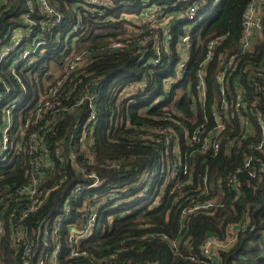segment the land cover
I'll list each match as a JSON object with an SVG mask.
<instances>
[{
  "label": "trees",
  "instance_id": "trees-1",
  "mask_svg": "<svg viewBox=\"0 0 264 264\" xmlns=\"http://www.w3.org/2000/svg\"><path fill=\"white\" fill-rule=\"evenodd\" d=\"M28 1L35 11L32 0ZM111 1L115 5L114 17L121 12L138 13L145 6L143 4L167 5V13L171 14L176 9L184 8L176 0ZM251 1L218 0L213 7V0H207L204 17L191 29L192 46L180 83L172 86L164 103L153 107L150 105L152 94H158L162 85L157 78L162 71H170L172 66L165 68L164 61L163 66L152 68L149 74L129 50L103 52V45L124 39L126 32L123 22L91 24L84 33L77 35L74 48L69 47L60 31L70 20H74V14L68 8L73 0H49L63 15L65 23L59 29L61 37L58 41L53 37L47 40L49 45L45 55L30 68L17 71L23 80L26 96L12 113L14 129L25 128L26 137L40 130L49 152L48 158L55 163L54 171L49 174V181L42 190L57 185L63 173L68 177L64 185L50 192L46 203L24 223L29 232L41 220L47 224V243L43 244L39 239L36 241L40 244L39 253L58 246L59 264H100L114 253H117L115 260L101 264H142L147 260L154 264H209L199 250L203 241L209 235L224 239L228 225L245 223L235 243L229 249L219 251L217 264H264V172L259 173L261 165H264V148L261 151L253 148L260 140L257 118L253 112H259L264 120V104L256 105L254 111L244 110L254 130L249 138L242 137L243 129L232 105L235 84L244 86L248 106L253 95L264 96V78L254 79L249 69L259 66L264 41L255 45L253 52L239 54L242 14ZM27 6L25 0H6V6L0 10V42L10 29L24 28L21 16L27 13ZM262 23L264 27V14ZM186 24L179 21L172 27L170 65L177 59L176 41L183 36V26ZM213 38L224 40L206 67L204 102L199 105L193 99L196 95L195 74L204 59L207 42ZM64 46L68 49L63 53L61 48ZM221 51L238 55L241 66L225 76L224 95L220 88L223 83L218 82L217 54ZM87 52L93 54L91 62L72 72L57 88V100L45 99L50 108L44 106L45 102L39 104V96L49 89H45L43 80L52 84L50 89L55 86L52 74L48 73L50 67L54 66L62 79L67 74L63 69L65 63ZM143 75L148 86L144 91L135 89L131 92L142 82ZM3 80L12 95L19 93V86L11 75L4 74ZM94 86L96 89L92 100L86 99ZM0 92H4L1 84ZM224 99L228 103L226 111L221 109L225 104ZM91 105L96 123L88 131V139L85 140L87 146H83L80 127L88 120ZM38 109L41 110L39 118L36 113ZM213 113L221 117L223 125L215 137L218 150L195 153L193 151L197 145L185 147L183 129L192 133L207 121L206 131H212L215 127ZM155 130H160L159 134ZM168 130L173 131L174 137L172 135L167 142L165 137L170 134ZM62 139L65 140L62 142ZM174 143L179 146L182 159L189 162L190 182H183L187 177H182L180 181L178 177H170L171 163L176 161L172 153ZM70 156L76 159L77 172L70 165ZM246 158L251 159V171L255 172V176H251L248 170L238 172ZM26 170L27 157L20 158L8 168L0 165V199L6 195L2 190L4 186L13 190L27 183ZM84 173H93L100 184L71 204L70 222L78 226L82 222L78 211L82 209L84 200H87L88 206H97V217L90 237L78 244L79 251H84L86 255L71 259L68 256L69 235L65 223L52 237L51 222L74 187L93 183L90 179L82 178ZM234 175L239 185L238 194L231 181ZM182 193L184 197L175 201L174 198ZM191 197L195 201L217 199V204L209 209L211 214L199 212L190 215L182 233L180 214L190 204ZM1 217L5 231L0 237V264H21L23 252L9 230L7 212ZM144 225L149 227L145 228ZM148 233L165 236L167 240H143ZM174 240H179L177 250L169 244ZM118 250L121 252H116Z\"/></svg>",
  "mask_w": 264,
  "mask_h": 264
},
{
  "label": "built area",
  "instance_id": "built-area-1",
  "mask_svg": "<svg viewBox=\"0 0 264 264\" xmlns=\"http://www.w3.org/2000/svg\"><path fill=\"white\" fill-rule=\"evenodd\" d=\"M27 2V13L21 16V20L24 24L23 29H10L3 41L0 42V84L3 85L4 92H0V165L2 167H11L16 161H19L22 157L28 158V170L25 171L26 184L15 187L13 190L7 186L3 187L4 195L0 199V237L4 234V219L1 214L7 212L10 221V231L13 234L14 241L18 242L21 246L23 255L21 257V264H59L60 259L58 253L60 252L57 246L54 250H48L46 252L39 253L36 242L38 239L43 244L48 241V234L46 223L41 220L35 228H32L30 232L26 229L24 223L28 218L33 215L42 204L46 203L50 192L68 180L66 173L59 179L58 184L49 190H42L43 185L49 181V174L54 171L55 163L52 162L49 157V152L46 149L44 137L38 132L31 133L28 137L25 134V128L14 129L13 110L17 107V104L21 102L26 96V90L23 85L22 78L18 75L17 71L22 72L27 68H30L35 62L40 60V57L45 55L48 49V41L53 37L56 41L60 39V34L64 37L65 43L74 48L75 39L78 34L84 33V31L91 24L101 25L109 22L112 23H124V29L126 36L123 40H112L109 44L103 45L101 48L103 52H119L129 50L132 56L137 57V62H141V67L147 68L148 73L152 68L161 67L165 68L172 66L170 71H162L157 81H161L160 92L152 94L153 98L150 105L159 106L164 103L166 98L171 93L173 85L180 83L183 72L186 69L189 53L191 50L190 33L193 26L197 21H200L204 17V8L207 6V0H176L177 4L184 6L182 9H176L174 13H167L168 6L158 4H143V8L138 13L128 14L121 12L118 16L113 15V9L115 5L111 0H73L69 5V10L74 14V20H70L69 24L63 29L59 30L65 23L63 21V15L50 4L49 0H32L34 3L35 11L31 8L30 1ZM218 0H213V3L217 4ZM213 4V7L216 5ZM6 6V0H0V10ZM205 6V7H204ZM202 10V11H200ZM199 13V14H198ZM264 14V0H252L244 9L241 19V36L239 39V54L251 53L254 51V46L264 41V27L262 18ZM187 22L183 26V36L176 41V55L177 59L171 65V48L170 43L172 40L171 32L172 27L176 22ZM60 31V34H59ZM223 38L209 39L206 45V52L202 63L199 66V71L195 74V91L196 95L193 99L201 105L204 102L205 96V72L208 62L215 57L216 48L221 45ZM71 41V45L69 42ZM68 49L67 46L61 48L64 53ZM93 54L87 52L85 54L76 55L73 59L67 61L64 65V72L66 76L61 79L55 78V86L50 89V83L43 80V84L46 85L45 89L49 87L45 94L39 96V104L42 102L44 106L50 108V104L46 101V98L57 100L56 93L57 88L65 82L69 75L75 70L82 69L86 64H89L90 57ZM238 55H233L228 52L221 51L217 54L218 60V82L222 84L226 75H230L240 68V64L237 58ZM248 68L245 69V71ZM251 75L254 79L264 78V51L259 66L255 68H249ZM4 74L11 75L16 84L19 86V93L12 95L8 89H6L5 82L3 80ZM60 75V74H59ZM146 77L143 75V80L140 84L134 87L138 91H144L148 86L145 82ZM51 82V83H52ZM224 83L220 86L221 92L224 95ZM96 89V88H95ZM94 89V90H95ZM94 90L89 91L86 99L92 100L94 96ZM258 90V89H257ZM245 89L243 85L235 84L232 105L235 109L236 115L240 121L242 130V137L249 138L253 134L254 130L245 116L246 109H253L259 103L264 104V96L255 94L251 97L248 106V101L245 96ZM150 97V96H149ZM225 100V99H224ZM228 103L225 100V104L221 108L223 111L227 110ZM79 106V105H78ZM37 117H41V110L36 111ZM257 118V125L260 133L259 142L253 146L258 151L264 148V120L260 116L259 112H253ZM214 121V129L207 132V121L197 126L192 133H188L186 129H183L185 135L183 138V144L189 148L192 145H197V148L193 151L195 153L206 152L212 150L216 152L218 150V142L215 137L223 129L222 119L217 113L212 114ZM96 123L94 114V107L91 105L90 114L88 120L80 127L81 138L80 142L83 146H87L86 139H88V131ZM160 130H155L159 134ZM170 131L171 138L167 137V142L174 137L172 130ZM186 131V132H185ZM205 137L201 140L202 136ZM65 139H62V142ZM199 144L201 145L199 147ZM59 154V150L56 151ZM172 153L176 161L171 163L170 177H178V181L182 177H187L183 182H190L192 180L191 175H188L189 162L182 159L181 150L179 146L173 144ZM70 165L74 172H77L75 165L76 159L70 156ZM88 159V163H90ZM251 159L246 158L241 165V170H248L251 176H255V172L251 171ZM14 166V165H13ZM62 166V165H60ZM264 172V165H261L259 173ZM236 175L231 178L234 191L239 193V185L236 181ZM83 179H90L92 184L84 186L74 187L66 196L61 209L57 215L53 217L51 222L50 234H56L63 223L68 231L69 235V258H77L79 256H85L84 251H79L78 244L86 241L95 226L97 217V206H88L87 200H84L82 209L78 212L81 213L83 218L80 225H76L74 222H70V215L72 213L71 204L78 200L83 194L86 195L92 188L97 187L100 182L93 173L82 174ZM204 180V179H202ZM201 194V193H200ZM184 193L174 198L175 201L182 199ZM188 200V199H185ZM157 201L155 202V204ZM217 204V199H201L198 201L191 197L190 204L181 210L180 214V231L183 233L187 227V220L190 215L195 213H209V209ZM11 209L8 210V208ZM65 220V222H63ZM143 227L147 228L148 225ZM245 223L240 225H228L224 239H218L209 235L200 246L199 250L209 264H217L219 262V251H225L229 249L236 241L239 232L243 231ZM159 238L161 240H167L165 236H159L155 233H148L143 236V240L151 241L152 239ZM172 249L177 250L179 240L169 241ZM116 252H121L120 250ZM117 253H114L109 258L103 259L101 263L115 260ZM35 260V263H34ZM116 264V263H114ZM138 264V263H129ZM142 264H154L147 260Z\"/></svg>",
  "mask_w": 264,
  "mask_h": 264
},
{
  "label": "rangeland",
  "instance_id": "rangeland-1",
  "mask_svg": "<svg viewBox=\"0 0 264 264\" xmlns=\"http://www.w3.org/2000/svg\"><path fill=\"white\" fill-rule=\"evenodd\" d=\"M216 4V3H215ZM203 18V17H202ZM201 18V19H202ZM49 74H52L53 78L52 80H55V78L60 79V75L59 72L56 70V68L54 66H51L50 69L48 70ZM44 87H46V85H44ZM134 88V87H133ZM169 138H171V134H169V136H167ZM155 173V171L153 172Z\"/></svg>",
  "mask_w": 264,
  "mask_h": 264
},
{
  "label": "water",
  "instance_id": "water-1",
  "mask_svg": "<svg viewBox=\"0 0 264 264\" xmlns=\"http://www.w3.org/2000/svg\"><path fill=\"white\" fill-rule=\"evenodd\" d=\"M95 88H96V86H94V87L91 89V91H93Z\"/></svg>",
  "mask_w": 264,
  "mask_h": 264
}]
</instances>
